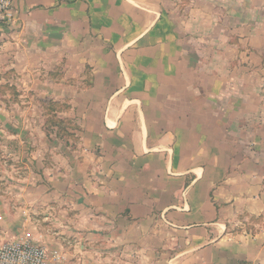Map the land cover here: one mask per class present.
<instances>
[{
	"label": "crops",
	"instance_id": "0c3cea01",
	"mask_svg": "<svg viewBox=\"0 0 264 264\" xmlns=\"http://www.w3.org/2000/svg\"><path fill=\"white\" fill-rule=\"evenodd\" d=\"M15 10L0 57L74 128L15 141L30 171L0 172V245L27 237L59 264H264V0Z\"/></svg>",
	"mask_w": 264,
	"mask_h": 264
},
{
	"label": "rangeland",
	"instance_id": "374dc122",
	"mask_svg": "<svg viewBox=\"0 0 264 264\" xmlns=\"http://www.w3.org/2000/svg\"><path fill=\"white\" fill-rule=\"evenodd\" d=\"M7 56L8 53L0 57V172H16L17 178H21L30 170L26 166L28 162L24 150L15 148V141L37 138L40 128L43 133L54 136L53 130H56L58 136L70 137V129L73 128L72 121L67 117L70 104L42 98L38 92L25 89L22 75L3 59ZM50 100L58 101L61 106L53 109L55 105ZM60 120L66 121L58 124ZM61 127L64 129L61 130ZM1 181L6 182V179ZM51 253L56 255L59 264V255Z\"/></svg>",
	"mask_w": 264,
	"mask_h": 264
},
{
	"label": "built area",
	"instance_id": "2783aa9c",
	"mask_svg": "<svg viewBox=\"0 0 264 264\" xmlns=\"http://www.w3.org/2000/svg\"><path fill=\"white\" fill-rule=\"evenodd\" d=\"M19 0H0V24L10 26L16 20L15 6ZM0 264H57L56 255L32 239L19 240L0 245Z\"/></svg>",
	"mask_w": 264,
	"mask_h": 264
},
{
	"label": "trees",
	"instance_id": "16d2710c",
	"mask_svg": "<svg viewBox=\"0 0 264 264\" xmlns=\"http://www.w3.org/2000/svg\"><path fill=\"white\" fill-rule=\"evenodd\" d=\"M50 102H51L52 104L55 105V106L52 107L53 109H56V107L61 106L60 103H59L58 101L50 100ZM65 121H66V120H60L58 124H62V123H64ZM70 122H71V121H70ZM71 125H72L71 127L74 128V125L72 124V122H71ZM61 128H62V127H61ZM63 129H64V127H63L61 130H63Z\"/></svg>",
	"mask_w": 264,
	"mask_h": 264
}]
</instances>
